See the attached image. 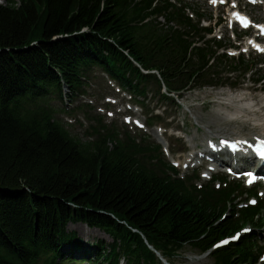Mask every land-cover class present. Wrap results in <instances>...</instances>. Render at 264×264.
<instances>
[{"label": "trees", "instance_id": "obj_1", "mask_svg": "<svg viewBox=\"0 0 264 264\" xmlns=\"http://www.w3.org/2000/svg\"><path fill=\"white\" fill-rule=\"evenodd\" d=\"M4 1L0 264H164L150 245L171 264L186 246L211 250L213 264H264L254 230L221 244L263 224L258 187L226 174L182 175L160 143L103 115L83 140L53 103L73 104L99 75L154 126L170 118L149 108L154 101L179 108L189 91L264 83V54H231L240 44L216 34L222 18L181 0ZM248 33L236 30L237 41ZM69 223L112 240L86 243Z\"/></svg>", "mask_w": 264, "mask_h": 264}, {"label": "rangeland", "instance_id": "obj_2", "mask_svg": "<svg viewBox=\"0 0 264 264\" xmlns=\"http://www.w3.org/2000/svg\"><path fill=\"white\" fill-rule=\"evenodd\" d=\"M181 1L189 5L190 9L197 8L204 11L207 16L214 13V18L220 16L223 20L227 19L216 26V34L227 32L226 35L232 39L236 38L235 29L241 30L232 22L234 19L232 11L237 4L253 20L258 19L264 22V4L260 3V0L255 2L253 0H215V3L213 0ZM0 2L5 1L0 0ZM158 20L162 21L161 18ZM203 23L209 24L210 21L205 19ZM249 31L250 34L241 41V50H251L254 40V44L260 43V51L264 52V35L257 36L259 31L255 28ZM230 51L238 53L240 50L231 49ZM97 72L99 74V69ZM179 102L181 104L179 108L169 106L166 110H164L166 107H161L162 105L157 104L156 101L149 105V108L155 109V112H164V117L170 116L165 121L150 127L142 110L133 105L126 92L120 90L113 82L108 84L103 79H99L97 75L93 83L87 86V94L78 96L73 104L70 103L71 106L67 107L66 102L58 99L53 103L63 109L58 113L57 118L70 129L73 135L83 140L93 139L91 133L96 125L95 117L103 115L106 122H117L119 129L124 126L134 135L140 136L145 133L150 139L161 143L168 159L177 165L182 175L197 171L202 178L201 182L209 180L215 173L227 175L226 166H230V164L211 160L208 152H205L208 145L214 143L229 146L232 140H244L250 144L251 148H255L257 140L264 141V83L256 84L247 80L244 86L236 88L226 85L196 89L185 94ZM79 104L82 105L80 109H73ZM68 111L74 113H68ZM215 136L221 140H217ZM240 153L243 154V152ZM247 167H250L248 161L244 168L249 170ZM244 168L236 173L240 177L230 174L228 176L251 187L253 186L251 176L245 177L241 173ZM261 189V194L264 196V184ZM262 219L261 226L246 227L241 233L254 230L259 242L264 243V215ZM68 230L77 231L79 237L86 243H93L99 238L109 242L112 240L102 230L88 228L81 223H69ZM233 238H238V235L231 237L232 240ZM175 261L177 264H213L211 256L198 253L191 246H186Z\"/></svg>", "mask_w": 264, "mask_h": 264}, {"label": "bare ground", "instance_id": "obj_3", "mask_svg": "<svg viewBox=\"0 0 264 264\" xmlns=\"http://www.w3.org/2000/svg\"><path fill=\"white\" fill-rule=\"evenodd\" d=\"M214 138H216L217 140H221L218 136H215ZM232 142H238L240 144L242 150H247L248 152H251V153L254 152V149L250 147V144H248V142L246 143V142H243L242 140H240V141L232 140V141H230V145ZM243 145L245 147H243ZM208 146L209 147H207L205 152H208V154L210 155V157H212L213 160H216L220 163L229 162V163L234 164L236 162L235 157L239 154L238 150H232L231 147L223 146L222 144H214L213 143V144L208 145ZM261 160L262 161H259L257 164L256 163L254 164V167L257 169L258 174L264 173V164H263L264 159H261ZM252 170H253V168H252ZM86 227H88V226H86Z\"/></svg>", "mask_w": 264, "mask_h": 264}, {"label": "water", "instance_id": "obj_4", "mask_svg": "<svg viewBox=\"0 0 264 264\" xmlns=\"http://www.w3.org/2000/svg\"><path fill=\"white\" fill-rule=\"evenodd\" d=\"M150 247L156 252V254L160 257V259L163 261V263H165V264H169V263L163 258V256L161 255V253H160L159 251L155 250V248H154L153 246H150ZM204 255H206V254H204Z\"/></svg>", "mask_w": 264, "mask_h": 264}, {"label": "snow or ice", "instance_id": "obj_5", "mask_svg": "<svg viewBox=\"0 0 264 264\" xmlns=\"http://www.w3.org/2000/svg\"><path fill=\"white\" fill-rule=\"evenodd\" d=\"M253 2H255V0H253ZM213 3H215V0H213ZM225 242H227V241H225Z\"/></svg>", "mask_w": 264, "mask_h": 264}]
</instances>
